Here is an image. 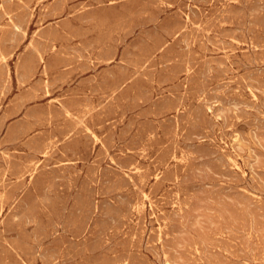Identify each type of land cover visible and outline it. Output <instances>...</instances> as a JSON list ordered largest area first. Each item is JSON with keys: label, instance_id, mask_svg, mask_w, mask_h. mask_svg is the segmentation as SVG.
Returning <instances> with one entry per match:
<instances>
[{"label": "rangeland", "instance_id": "1", "mask_svg": "<svg viewBox=\"0 0 264 264\" xmlns=\"http://www.w3.org/2000/svg\"><path fill=\"white\" fill-rule=\"evenodd\" d=\"M0 264H264V0H0Z\"/></svg>", "mask_w": 264, "mask_h": 264}]
</instances>
